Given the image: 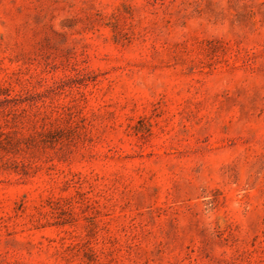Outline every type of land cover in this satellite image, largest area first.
I'll use <instances>...</instances> for the list:
<instances>
[{"label": "rangeland", "instance_id": "obj_1", "mask_svg": "<svg viewBox=\"0 0 264 264\" xmlns=\"http://www.w3.org/2000/svg\"><path fill=\"white\" fill-rule=\"evenodd\" d=\"M0 264H264V0H0Z\"/></svg>", "mask_w": 264, "mask_h": 264}]
</instances>
